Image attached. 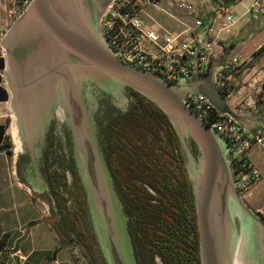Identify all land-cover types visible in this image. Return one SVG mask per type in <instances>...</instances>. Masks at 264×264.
<instances>
[{"label": "water", "instance_id": "water-1", "mask_svg": "<svg viewBox=\"0 0 264 264\" xmlns=\"http://www.w3.org/2000/svg\"><path fill=\"white\" fill-rule=\"evenodd\" d=\"M112 2L30 0L0 35V74L14 144L12 172L15 176L19 155L32 167L26 169L27 178L20 169L16 181L32 196L39 192L36 162L46 132L51 122L62 124L93 250L104 264H137L96 124L100 99L124 111L126 92L132 90L164 115L176 139L191 193L198 263L264 264V220L233 185L227 144L184 105V97L201 95L218 115L228 116L248 134L264 133V115L259 108L235 107L216 88L225 53L212 59L204 73L195 56L190 77L174 84L118 60L100 32L101 17ZM42 220L47 222L43 215ZM65 246L88 255L69 240L58 242L54 252Z\"/></svg>", "mask_w": 264, "mask_h": 264}, {"label": "flooded vegetation", "instance_id": "flooded-vegetation-1", "mask_svg": "<svg viewBox=\"0 0 264 264\" xmlns=\"http://www.w3.org/2000/svg\"><path fill=\"white\" fill-rule=\"evenodd\" d=\"M124 111L99 100V143L114 190L128 215V229L137 264H196L192 204L184 168L172 141L163 142L161 152L142 155L149 147L134 140V94L126 92ZM105 103V104H104ZM104 105V107H103ZM131 107V108H130ZM128 108V109H127ZM130 108V109H129ZM134 141H136L134 143ZM15 171H27V159L17 156ZM39 172L34 199L57 237L69 240L89 255L90 230L82 189L71 157L68 132L51 122L42 154L36 162ZM34 177L33 173H30ZM44 205L47 208L44 209ZM191 205V206H190Z\"/></svg>", "mask_w": 264, "mask_h": 264}, {"label": "built area", "instance_id": "built-area-1", "mask_svg": "<svg viewBox=\"0 0 264 264\" xmlns=\"http://www.w3.org/2000/svg\"><path fill=\"white\" fill-rule=\"evenodd\" d=\"M158 1L170 0H113L100 20V32L117 59L144 72L156 75L174 84L190 77L197 56L198 71L204 73L214 58L215 33L210 23L193 16L191 26L182 33L169 32L148 26L142 13ZM178 9L193 15V6L185 0H174ZM30 0H8L5 19L10 22ZM252 5L264 12V3L252 0ZM231 22V15H225ZM1 22V21H0ZM5 29V28H4ZM0 23V35L3 30ZM0 57L3 54L0 50ZM249 59L227 55L215 77L214 84L237 108H259L264 115V106L258 98H252L241 90L240 73L246 71ZM184 105L213 129L227 144L229 158L234 168L233 185L243 198L251 195L252 184L260 173L248 158L252 147L264 149V133H245L242 128L225 115H218L213 107L199 94H186ZM264 220V211L259 213Z\"/></svg>", "mask_w": 264, "mask_h": 264}, {"label": "crops", "instance_id": "crops-1", "mask_svg": "<svg viewBox=\"0 0 264 264\" xmlns=\"http://www.w3.org/2000/svg\"><path fill=\"white\" fill-rule=\"evenodd\" d=\"M193 6V15L182 14L175 18L186 27L187 21L193 16L210 23L215 33L214 58L225 53L238 55L241 59H249L246 71L238 75L241 90L252 98H258L264 106V17L262 11L252 5V0H185ZM260 1V0H259ZM176 6L174 0L161 1ZM264 3V1H260ZM8 0H0V21L7 24L4 18ZM156 6V5H154ZM151 6V7H154ZM231 15V22L225 15ZM221 17V18H220ZM145 21V18H144ZM1 24L4 29L5 24ZM145 23L155 29L148 21ZM166 30V29H165ZM175 33V32H174ZM178 33V32H177ZM234 42L236 45H234ZM3 58L0 57V73ZM8 93L2 85L0 74V131L8 117L6 109ZM250 162L260 173V177L251 186V195L245 198L254 211H264V149L252 147L248 151ZM0 238L5 237L8 248L17 244V249L11 254L17 256L19 264H88L82 253L74 246H65L54 252L58 245V237L50 225L42 220L40 206L31 195L21 187L12 172L11 159L0 151ZM32 225L27 226L28 223Z\"/></svg>", "mask_w": 264, "mask_h": 264}, {"label": "trees", "instance_id": "trees-1", "mask_svg": "<svg viewBox=\"0 0 264 264\" xmlns=\"http://www.w3.org/2000/svg\"><path fill=\"white\" fill-rule=\"evenodd\" d=\"M127 91L134 94V104L131 105L134 107V111H135L134 112V114H135V117H134V136H135L134 138L135 139L134 140L137 141V140L142 139L145 142L144 144L151 147V148L146 149L143 152L137 151L134 153V155H136L137 158L139 159V164L143 163L142 162V155L145 156L149 152H153L154 154L161 152L162 147L164 148V146H166V144L163 142L164 140H166L169 143H170V141L173 142L174 147H171L170 151L173 153L174 150H176V154H178V156L180 157V154L178 152L176 139H175L174 134H173L166 118L164 117V115L152 103L147 101L143 96L135 93L132 90H127ZM258 99H261V94L258 96ZM103 107H104V105H103ZM96 124H97L98 140H99V133H100V128H101L100 126L101 125H100V122H98V119L96 121ZM136 141H134V143ZM103 158H104V156H103ZM180 159H181V157H180ZM181 162H182V160H181ZM186 181H187V179H186ZM187 190H188L190 200H191V204H192L191 193H190L188 181H187ZM121 205H122V209H123V211L127 217V229H128V215L124 209L122 202H121ZM191 214H192V218H193V207H192ZM48 224H49V222H48ZM193 224H194V218H193ZM50 227L54 231L53 226L50 225ZM128 232H129V229H128ZM56 235H57V233H56ZM194 235H195V242H196L195 227H194ZM3 238L5 239L4 236H2L0 239H3ZM62 241H64V240H62L58 237V242H62ZM195 244H196L195 250H194V252L196 254L195 261H196V264H199L198 259H197V242ZM16 249H17V244L14 243L12 250L14 251ZM88 249H89V255H84L82 253V255L84 256V258L88 264H104L103 261L101 260V258L98 256L97 251L93 250L90 241H89V248ZM5 254L7 255L8 253L6 252Z\"/></svg>", "mask_w": 264, "mask_h": 264}, {"label": "rangeland", "instance_id": "rangeland-1", "mask_svg": "<svg viewBox=\"0 0 264 264\" xmlns=\"http://www.w3.org/2000/svg\"><path fill=\"white\" fill-rule=\"evenodd\" d=\"M264 1V0H260ZM185 12V11H184ZM187 14V13H186ZM182 15L176 8V6L168 5L167 2H161L158 1L156 3V6L154 7H147L144 9L142 16L145 18L146 22H150L152 26L159 27L161 30L166 29L169 32H175L179 33L180 30L184 29L186 25L178 23L177 20H175L172 16L175 18H179L178 16ZM262 16L264 17V12L262 13ZM188 20L187 25L188 27L191 26V19L190 16H187ZM5 18V17H4ZM221 18V17H220ZM13 19V18H12ZM11 21V20H10ZM3 24L4 22H0ZM10 22H7L5 24V28L9 25ZM261 34H264V30L262 29ZM234 45L236 43L234 42ZM108 103V102H107ZM51 124V123H50ZM4 131L3 134L0 131V151L4 152L5 155L11 159V164L13 165L12 160V154L14 149V144L12 143V137H11V128L9 125V119L7 117L5 121V125L2 128ZM15 176L17 177L18 175ZM32 199L34 200V197L31 195ZM2 213V210H0V214ZM12 249L8 248V244L6 243V240L0 239V264H19L18 257L12 256ZM8 253L7 255L5 253Z\"/></svg>", "mask_w": 264, "mask_h": 264}]
</instances>
